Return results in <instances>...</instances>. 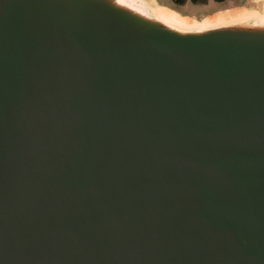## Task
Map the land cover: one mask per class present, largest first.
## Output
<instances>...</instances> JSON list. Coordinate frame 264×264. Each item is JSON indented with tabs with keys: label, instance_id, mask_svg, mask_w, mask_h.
Here are the masks:
<instances>
[{
	"label": "water",
	"instance_id": "obj_1",
	"mask_svg": "<svg viewBox=\"0 0 264 264\" xmlns=\"http://www.w3.org/2000/svg\"><path fill=\"white\" fill-rule=\"evenodd\" d=\"M29 1L11 38L0 0V264H264V30Z\"/></svg>",
	"mask_w": 264,
	"mask_h": 264
},
{
	"label": "rangeland",
	"instance_id": "obj_2",
	"mask_svg": "<svg viewBox=\"0 0 264 264\" xmlns=\"http://www.w3.org/2000/svg\"><path fill=\"white\" fill-rule=\"evenodd\" d=\"M3 1L7 3L8 0H3ZM96 1L97 3H103L104 1L107 0H96ZM109 1L113 5L118 3L120 5V10H119L120 15L123 18H127L128 20L134 19L135 16H136L135 19L138 18L137 21L139 20L145 21V19L152 18L154 9L157 7L156 13L159 18L166 20L167 18H170V16L173 18H175V15L181 17L180 14H182L185 15L182 17H185L187 19L186 23L189 25L197 24V23H207V24L210 23V25H214L219 21L226 22L231 18L240 15V13L244 14V12H246L247 15H251L252 13H255L254 10L252 11L251 9H256L257 11H259V13H262L264 11V5L262 6L261 9H258L257 7V5L264 4V0H223L219 2L214 0H209L207 3H197V2H192L191 0H187L183 6L177 5L171 0H109ZM157 3L159 4L157 5ZM160 3L162 5H160ZM244 4L246 5L247 8L249 5V8L247 10L241 9V10H226L223 12L218 11L210 16H207L201 21H197L199 18L205 17V15H209L217 9L233 8ZM6 5L8 6V3ZM9 5L11 6L12 9L11 26H10V35L12 38L15 27L21 24V22H23L25 19H28L30 17V12L32 11L33 8H32V3L29 0H11ZM169 7L175 9L176 11L169 9ZM242 8L244 9V7ZM164 9H166V11ZM177 12L180 14H178ZM189 15L190 17L193 18L189 19L188 17H186ZM195 18H197V20H195ZM0 21H1L0 22V37H1L4 31V15H2L1 9H0ZM260 25H261V20L258 23L247 24L246 26H243V28L247 30H252V33H257L259 32L258 26Z\"/></svg>",
	"mask_w": 264,
	"mask_h": 264
},
{
	"label": "bare ground",
	"instance_id": "obj_3",
	"mask_svg": "<svg viewBox=\"0 0 264 264\" xmlns=\"http://www.w3.org/2000/svg\"><path fill=\"white\" fill-rule=\"evenodd\" d=\"M157 8V7H156ZM164 8H166V7H164ZM170 9V8H169ZM168 9V10H169ZM162 10V9H161ZM165 11H166V9H164ZM171 11V10H170ZM170 11H169V13H170ZM157 14V13H156ZM170 15V14H169ZM172 15H173V12H172ZM245 15H246V12H244V14H241L240 13V15H238V16H236V17H233V18H231L230 20H228V21H226V22H217L216 24H214V25H210V23L209 24H207V23H197V24H191V25H189V24H187L186 22H187V19L185 18V17H178L177 15H175V18H173V17H171L170 16V18H167L166 20H163V19H161V18H159L160 20H162L163 22H165V23H167V24H169V25H171V26H173L174 28H175V30H177V31H183V32H189L188 31V29L189 28H191V27H195V28H197V30H196V32H201L202 30L200 29V28H203V29H205V28H209V27H214V26H217V25H221V24H224V25H228V26H231L232 27V29H231V31H235L234 33H236V32H247V33H252V30H247V29H245V28H243V26H246L247 25V23L246 22H243L242 20H244L245 19ZM161 16V15H160ZM254 16V15H253ZM256 17H257V15H256ZM164 18V17H163ZM219 19V18H218ZM221 20V19H220ZM261 20V25L260 26H258V30H259V32L260 31H262V30H264V24H263V22H264V14L262 15V14H259L258 15V20L257 21H255V22H250L249 24H253V23H258L259 21ZM235 23V22H237V23H242V24H232V23ZM213 24V23H212ZM229 24H232V25H229ZM183 29H185V30H183Z\"/></svg>",
	"mask_w": 264,
	"mask_h": 264
},
{
	"label": "flooded vegetation",
	"instance_id": "obj_4",
	"mask_svg": "<svg viewBox=\"0 0 264 264\" xmlns=\"http://www.w3.org/2000/svg\"><path fill=\"white\" fill-rule=\"evenodd\" d=\"M217 2H219V1H217ZM248 3V2H247ZM157 4H159V3H157ZM160 5H162L161 3H160ZM177 5H179V6H183L184 4H177ZM264 4H260V5H257V7H258V9H261L262 8V6H263ZM164 6V5H163ZM242 7H244V9L242 8ZM170 8V7H169ZM248 8H249V5H248ZM247 7H246V5L244 4V5H241V6H237V7H233V8H222V9H217V10H215L214 12H212L211 14H209V15H205V17H202V18H199L198 20H197V18H195V20H197V21H201V20H203L204 18H206L207 16H210V15H212V14H214V13H216V12H218V11H220V12H223V11H226V10H247L248 9ZM170 9H172V10H175V9H173V8H170ZM252 11L254 10V12H256L257 10L256 9H251ZM250 10V11H251ZM176 11V10H175ZM178 13V12H177ZM178 14H180V13H178ZM181 16H185V15H182V14H180ZM186 17H188L189 19H192L193 17H190V15L189 16H186Z\"/></svg>",
	"mask_w": 264,
	"mask_h": 264
},
{
	"label": "trees",
	"instance_id": "obj_5",
	"mask_svg": "<svg viewBox=\"0 0 264 264\" xmlns=\"http://www.w3.org/2000/svg\"><path fill=\"white\" fill-rule=\"evenodd\" d=\"M175 4H185L187 0H171ZM192 2L197 3H207L209 0H191ZM214 1H223V0H214Z\"/></svg>",
	"mask_w": 264,
	"mask_h": 264
}]
</instances>
